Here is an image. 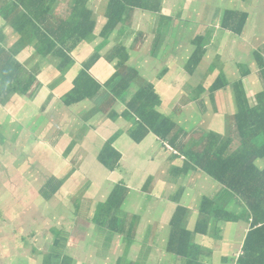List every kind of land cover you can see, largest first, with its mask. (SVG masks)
<instances>
[{
  "label": "rangeland",
  "instance_id": "374dc122",
  "mask_svg": "<svg viewBox=\"0 0 264 264\" xmlns=\"http://www.w3.org/2000/svg\"><path fill=\"white\" fill-rule=\"evenodd\" d=\"M106 3L107 0L90 1V7L94 10L98 22L101 20ZM178 10L179 8L175 6V11ZM260 16L264 18L262 13ZM174 17L177 18L176 15ZM200 19H194L195 24L188 26L179 25L173 20L171 25L164 24L163 30L158 33L155 32L157 26L148 25L146 17L143 18V22L136 23V28L131 25L119 39L120 32H114L99 49L102 58L94 68H97L96 74L100 76V81L109 80L117 69L116 60L109 63L105 56L119 48L118 44L120 46L124 44L126 47L128 58L125 61L118 58V61L125 65L136 62L142 53L152 52L155 67L138 68L141 76L135 78V84L139 87L145 86L146 82L154 84L162 101L160 110L165 117L173 120L181 128L183 125L189 127L195 125L201 128L205 124L201 101H191V99L196 97L194 94L199 89H207L222 72L231 82L239 79V68L236 66L238 70H235L231 61L236 59L237 64L241 65L249 58V53L254 48L250 33L252 25L256 23L257 15L249 16L247 27L239 37L218 30L217 25L204 24ZM256 28L260 29V25L257 24ZM197 34L204 37L202 48H206V51L201 63L189 75L186 63L195 47L191 41ZM260 36L261 34H258V37ZM137 37L140 42L136 40ZM220 46L224 48L221 54L218 52ZM92 47L96 50L98 45ZM92 47L84 48L81 43L77 46L71 54L73 64L69 66L70 72L76 70V75L80 66L94 54ZM16 59L22 62L25 68H30L34 64L35 68H44V70L43 75L39 74L36 79V85L40 86L35 85L30 91V96H14L8 105L0 108V264H26L28 258L22 248L26 244L30 249L32 243L42 255L34 258V262L31 261L29 264H43V257H47L50 253L53 239H56L53 234L65 235L69 229L73 231V236L70 235L68 238L65 254L69 256L72 264H112L113 260L121 256L124 258L126 242L121 241V236L125 234L116 235L110 230L105 232V228H100L99 224L90 221L96 209L106 201L108 193L114 186L113 183L118 181V172L111 174L97 161L98 152L105 140L115 136L113 144L123 155L119 167L121 173L126 171L124 182L131 184L144 174L153 175L155 173L153 166L161 169L164 167L165 148L154 135L140 144L133 143L127 134L128 121L121 118L114 121L109 118L110 115H114L112 114L116 109L114 106L108 107L102 115L109 128L102 132L104 127L97 135H92L87 146L80 145L79 142L73 152L67 153L65 148H68L73 138L77 137L78 131L76 130L75 133L63 121L66 115L61 111L60 98L66 87L60 85V89L51 91L46 85L61 74L57 73L55 63L48 60L44 62L36 54L27 61L26 57L21 59L17 56ZM25 61L26 63L23 64ZM241 68L244 66L240 67V73ZM166 69L167 72L161 74ZM73 72L70 74L68 71L63 78L65 77L69 82L74 76ZM206 95V92H202L197 99L203 100ZM120 108L121 106L117 105L116 110L119 111ZM32 117L34 122L44 117L40 122L42 130L38 134L30 131L29 125L22 127L23 120ZM12 124L17 126L8 130L6 126L12 127ZM85 125L92 126V122L86 121ZM82 128L87 129L86 126ZM77 148H82L83 151L73 162ZM181 161H175L170 166L176 167L182 163ZM73 167L76 169L69 173ZM147 167L150 170L145 169ZM162 173L166 178L163 185L171 184L169 191L171 197L180 189L192 191L190 185L185 183L176 186L173 179L177 177L173 172L168 174L165 170ZM62 177L65 178L60 189L49 200L39 194L42 186H45L44 190L50 194L48 182L55 184L57 182L55 178ZM163 185L158 191H166L162 188ZM129 198L123 207L124 216L120 217L125 222V229L135 217H140L142 221L158 219L160 224L168 220L169 210L164 211L165 208H159L151 199L147 200L139 188L132 191ZM133 198H136V203L130 205ZM238 226L241 229L243 222L241 221ZM102 238H104L103 242H101ZM136 238L135 241H139L141 235ZM61 244L65 245L64 241ZM74 246L75 250L68 254L69 249ZM129 251L135 254L131 260L133 264L138 261L140 251L132 245ZM140 260L143 264H152L153 261L147 255L141 256Z\"/></svg>",
  "mask_w": 264,
  "mask_h": 264
},
{
  "label": "trees",
  "instance_id": "16d2710c",
  "mask_svg": "<svg viewBox=\"0 0 264 264\" xmlns=\"http://www.w3.org/2000/svg\"><path fill=\"white\" fill-rule=\"evenodd\" d=\"M1 1L2 10L10 18L8 25L20 34L28 31L35 34V42L29 43L35 46L37 56L44 61L48 60L55 63V69L62 75L68 71L70 74L73 72H70L71 68H69L73 64L70 51L77 45L83 42L92 43L98 38L108 39L119 26L124 24L125 19H130L131 14L137 9L145 12L147 10L153 11L147 9L149 7H144L143 0H107L105 8L102 10V12L104 11L102 13L104 21L102 20L103 23L98 25L97 16L90 7L91 0H65L63 14L61 10H54L52 4L56 0ZM246 23V13L225 11L221 18L219 30L239 37L243 34ZM123 28L125 27H122L121 30ZM158 28L160 30L162 26ZM96 31L97 36H95ZM203 39L201 34H197L191 41L195 47L186 63L189 75L198 67L205 54L206 48H202ZM103 45L100 44L96 48L90 59L80 66L76 75V70L73 72L71 88L66 90L67 92L60 98L63 107H61V111L66 115L63 119L64 124L70 127L72 121L76 119L75 116L80 115L84 123L91 121L92 126H97L102 123L99 122V119L104 121L102 115L108 107L115 106L117 109V105L121 106L122 109L120 108L119 111L115 109L112 113L114 115H110L109 118L114 121L119 118L128 121L127 134L133 143L140 144L148 135L152 134L157 137L164 148L168 146L175 152L174 156L172 155L175 160H182L183 165L171 169L177 177L173 179L176 186L188 183L190 173L200 170L212 177L223 188V191L230 193V196L233 197L231 202L218 201L219 198L212 200L204 197L199 211L201 216L193 231H189L184 226L187 209L181 205L177 206L169 220L170 233L165 247L166 253L181 258L186 262L185 264H201L195 260L197 249L193 244L192 236L194 234L206 236L214 223L217 225L222 223L221 225H223L242 221L243 227L241 230L239 228L240 234L238 235L239 254L237 258L236 254L231 256L233 264H264V170L257 168L255 164L257 159L264 157V134L262 133L264 125L262 127L261 123L263 108H251L248 105L243 85L244 79L248 76V66L245 63L238 65L236 59L232 60L233 66L239 68V79L231 82L222 72L207 89H199L195 94L193 93L196 97L191 99V101H201L202 114L205 118L207 113L210 114V112L215 111V94L223 92V97L226 98L227 93L230 94L231 92L235 102L236 113L233 118L235 130L239 136V146L235 152L224 158L222 153L215 155L208 151L209 148L205 149L206 146L203 147L205 151L199 152L197 140L192 139L190 142L184 143L185 135L199 128L195 125L190 127L183 125L181 128L173 120L165 117L160 110L162 101L154 84L149 81L147 83V80L145 86L139 87L135 84V78L141 76L138 68L155 67L153 55L142 53L136 62L125 65L120 60L118 61V58L124 61L128 58L126 47L124 44L123 46L118 44L119 48L105 56L109 63L116 60L117 69L110 79L101 85L89 71L100 60L99 49ZM23 46L24 41L20 40L13 50L6 52L0 49V108L8 105L14 96L26 97L29 95L37 83L36 76L20 64L16 59V54L13 53L16 48ZM255 54L259 55L257 51ZM133 65H137V67H132ZM242 66L244 68H241L240 73ZM258 68L263 71V60L259 63ZM166 72L167 69L163 70L161 74ZM59 83L60 79L54 81L48 89L54 90ZM38 86L40 85H36V87ZM228 90L230 92H227ZM202 92H206V98L197 99ZM257 98L259 104L264 101V89L257 95ZM103 102L104 104H102ZM226 106L229 107L228 104ZM42 119L44 117L34 122L33 117L27 118L23 120L22 127L29 125L30 131L38 134L42 130L40 123ZM16 126L17 124H12V127L6 126V128L11 130ZM252 132L255 134L251 135ZM35 137L38 138V136ZM114 138L115 136L105 141L97 155V161L108 172L115 171L121 161V154L113 147ZM213 139L214 137L208 136L205 142L210 143ZM77 143V140L73 138L69 147L65 148L67 153L73 152ZM81 151H83L82 148H77V151L74 152L76 157L73 158V162L81 156ZM75 169L73 167L69 173ZM64 178H55L57 179L55 184L48 182L50 194L44 190L45 186L40 188L39 194L49 200L60 189ZM180 180L182 182L178 183ZM127 192V188L122 184L115 185L106 201L96 209L90 220L91 223H97L103 229L108 228L111 233L116 235L124 232L125 222L124 220L121 222L117 218V214L125 201ZM214 202L223 207H214ZM50 233L53 234V232ZM127 234L124 236L125 242L131 244L129 233ZM53 236L56 239H53L50 253L47 257H43L42 263L72 264L69 256L65 254L68 233L61 236L53 234ZM235 239L233 238V240ZM62 241L65 244L63 246ZM27 246L25 244L22 248L26 258L34 259L40 254L42 255V252L37 250L33 243L30 244V249ZM131 260L129 255L124 258L120 257L115 264H132ZM133 264L140 263L137 261Z\"/></svg>",
  "mask_w": 264,
  "mask_h": 264
},
{
  "label": "crops",
  "instance_id": "0c3cea01",
  "mask_svg": "<svg viewBox=\"0 0 264 264\" xmlns=\"http://www.w3.org/2000/svg\"><path fill=\"white\" fill-rule=\"evenodd\" d=\"M143 1L145 4L144 7L145 8L149 7L147 9H152L153 11L147 10L145 12V11H142L141 9L135 10L131 14L130 19L129 20L125 19L123 22L124 24L119 26L118 29L116 30L117 32H120L118 35V39L130 29L131 25H134V28H136L135 27L136 23L139 21L143 22V18H146V17L148 18L147 24L156 25L157 28L155 32L157 31L159 33V31L163 30V29L159 30L158 28L159 26L163 27L164 24L171 25L173 23V20L175 23H178L179 25H183V24L190 25V24H195L194 19L198 20L199 18H201L200 19L201 22L207 25H210V24L217 25L218 30H219L221 18L225 11L230 10V11H234L238 13H246L247 21L250 15L252 17L257 15V20L255 21L256 23L252 25L251 33H250L252 35L251 40L254 41V48L249 53V58L245 62V64L248 66V76L244 79L243 85L246 91L248 105L251 108H258V107L263 108L262 109L263 116L261 118V123L263 127L264 125V101H262L259 104L257 95L264 89V69L263 71H260V69L258 68V65L261 62V60L264 61V18L260 16L261 13L264 16V0H143ZM214 2L216 3L214 4ZM213 4H214V7L212 8ZM52 5L54 7V10L56 11L61 10V13L63 14L62 11L64 8L62 6L64 5L65 7L64 0H56L54 4ZM175 6L179 8L178 11H175ZM251 9L252 11L249 12ZM175 15L177 18L174 17ZM132 18H133V22H132ZM101 20L104 21L103 17L101 18ZM101 20L98 22V25L101 24ZM9 22H10V18L2 10V1L0 0V49H3L6 52H8L15 48V45L18 41L23 40L24 46L20 48H16L13 52L14 54H16V57L18 56L21 59H23V57H26V61H27L30 57L34 56L35 54L37 55L35 46L32 43H29L31 41L35 42L36 35L30 31L20 34L16 32L10 25H8ZM257 24L260 25V29L256 28ZM122 27H125V28L121 30ZM151 30H153V28H151ZM258 34H261V36L258 37ZM96 35H97V31H96ZM98 39L94 40L92 43L83 42L81 43V45L84 48H91L92 46L95 47V45L99 46L100 44H105L107 41V39L106 40L99 39V42H97ZM136 40L139 42L141 41L139 37H137ZM77 46L70 51V55L77 49ZM235 49L236 48H234V50ZM93 50L95 51L94 48ZM223 50H224L223 46H220V48L218 49L219 54H221L220 52ZM256 51L259 53V55L255 54ZM147 53L148 52L143 53V54H147ZM150 55H152V52L150 53ZM26 61L23 64H25ZM21 63L22 62H20V64ZM97 63H95V65L90 69L89 73L101 85H103L108 80L104 82L100 81V76L96 74L97 68H94ZM27 69L31 73H33L36 76V78L39 74L43 75L44 68H35L34 64L30 66V68H27ZM57 73L59 72L57 71ZM68 77H71V76H68ZM58 79H60V83L57 86H55L56 87L55 89H60L61 86H63L64 88L66 87V90H69L71 88L72 77L69 82L67 81L65 77L63 78L62 74L58 75L54 81ZM54 81H52L51 83H47L46 85L49 86ZM66 92L67 91L61 93V96ZM222 93L223 92H219L215 94V97H214V101L216 103L215 111H212V113L210 112V114L207 113L205 115L204 126H202L198 130L193 131V132L186 131L187 133L188 132L189 133L185 135L184 143L190 142L192 139H194L195 141L197 140L199 143V152H203L205 151L206 148H209L208 151L212 152L213 154L217 155V154L222 153L223 157L226 158L229 155H231L233 152H235L237 147L239 146V138H238L239 136L235 130V124H234V118H233L236 113L234 99L232 98L231 93L230 94L227 93L228 96L226 98L222 96ZM102 104H104V102ZM226 104L229 105L228 108ZM61 107H62V104H61ZM254 117H257V116H254ZM75 118L76 119L72 121L70 127L72 131H74L75 133H76V130L78 131V135L75 138V140H77L78 143L80 142V145L86 144L87 146L89 141L92 139V135L94 136L97 135L99 132H101V129L104 127L105 129H102V132H105L109 128L108 127L109 124L106 122V120L103 121L99 119V122H102L100 125H97V126L93 125V126L88 127V125H85L80 115L77 117L75 116ZM83 126H86L87 129H83L82 128ZM262 133L264 134V129L262 130ZM253 134L255 133L252 132L251 135ZM151 135L152 134L148 135L146 138H148ZM208 136L214 137L213 141L210 143L205 142V139ZM113 147L115 148V150H117L121 154V161H123V155L120 152V149H117L114 146V144H113ZM203 147H205V149ZM165 151H166V160L164 161V167L162 169L153 166L155 170V173L153 175H151V173L144 174L141 177H139L138 181L135 180L131 184L124 182L126 171H123L121 173L120 167L116 168L115 171L110 172L111 174L118 172V181H115V183H113L114 186L117 184H122L128 190L125 201L122 204L117 214V218L121 222L123 221V219L120 217L124 216L123 212L125 211L123 207L125 206V203L130 199L129 196L131 192L138 190V188H139V191L143 193V195H145L147 200L151 199L152 201L155 202L156 206H158L159 208L160 207L165 208L164 211L169 210L168 220L163 221V224H160L158 219H153V221L151 220L142 221L140 217H135L134 220L129 224V226L126 229L123 228L124 232L119 233V234H125V235L129 233V236L131 239L130 240L131 244L125 243L126 245L124 246L125 247L124 256L127 257L129 255L132 259V257L135 255L134 252L129 251L130 245H132L140 251V253L138 254L139 255L138 262L140 264H143L140 260V257L146 256V255L152 258L153 260L151 261L152 264H185L186 263L181 258L168 254L165 251L167 239L170 233L169 220L177 206L181 205L187 209V215H186V219L184 222V226L189 231H193L196 222L198 221V219H200V216H201L199 211L201 208V202L203 201L204 197L212 199V200L219 198L218 201L225 200V201L231 202L233 200V197L230 196L231 195L230 193L223 191V188L212 177L208 176L206 173L200 170L192 171L190 173L188 183H186L188 184V186L190 185V189H192V191L189 192L188 190L180 189V191L175 192L173 197H171L169 194V191L171 190V184L164 183L163 185V182L164 180H166V178H165V174H163L162 172L166 170L168 174L171 173L172 167L170 165L175 161L179 162V160H175L173 158L175 152L172 151V149H170L168 146L165 148ZM255 164L257 168L264 170V157L257 159L255 161ZM179 165L181 166L183 165V163ZM145 169L150 170L149 167ZM159 176H162V178H159ZM181 182L182 180L178 181V183H181ZM162 185H163L162 188L166 191H158L160 186ZM108 196H109V193L107 197ZM135 199L136 198L132 199L130 205H134L136 203ZM214 207L222 208L223 206H220L219 204H215L214 202ZM221 224L222 223H219L218 225L217 223L212 224L206 236L200 235V234H197V235L194 234L192 236L193 244H195V247L197 249L195 252L196 253L195 260L199 261V263L201 264H233L231 256L236 254V258H237L239 254V249H240L238 235L240 234L241 229L239 230V226H238L239 222L238 223L230 222V223H225L223 225ZM130 229H131V232L129 231ZM108 230H109L108 228L104 229L105 232H107ZM68 231L69 232L67 233H69L68 234V238H69L70 235L73 236L72 234L73 231L70 229ZM125 235L121 236L122 242L123 241L125 242V239H124ZM138 235H141V239L139 241H135L137 240L136 237ZM233 238H236V239L233 240ZM107 239L109 240V238ZM103 240L104 238H102L101 242H103ZM67 242H68V239H67ZM66 249H67V243H66ZM74 250H75V246L71 250L69 249L70 252H68V254H70ZM149 251H151V253ZM75 254H77V252ZM31 261L34 262L33 259H28L26 264H29ZM115 262L116 260H113L112 264H114Z\"/></svg>",
  "mask_w": 264,
  "mask_h": 264
}]
</instances>
